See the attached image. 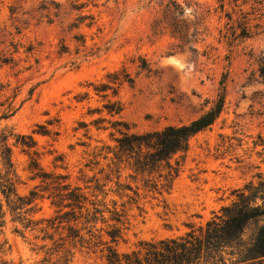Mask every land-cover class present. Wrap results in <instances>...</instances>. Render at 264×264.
I'll return each instance as SVG.
<instances>
[{
	"label": "rangeland",
	"instance_id": "1",
	"mask_svg": "<svg viewBox=\"0 0 264 264\" xmlns=\"http://www.w3.org/2000/svg\"><path fill=\"white\" fill-rule=\"evenodd\" d=\"M171 23L185 28L184 38ZM244 26L247 36L240 35ZM263 66L264 0H0V172L28 196L44 185L31 168L34 156L43 171L85 186L83 175L101 176L110 161L94 165L96 150L115 145L118 129L125 130L110 121L135 133L188 123L223 93L215 123L173 157L179 174L169 193L141 189L138 203L127 204L116 247L127 252L143 240L184 234L264 172ZM116 71L134 82L117 96L97 94L94 85ZM108 100H120L122 112L111 116ZM48 193L33 203L34 220L54 216ZM42 235L7 211L0 260L46 264L42 246L52 242ZM99 260L78 252L74 264Z\"/></svg>",
	"mask_w": 264,
	"mask_h": 264
},
{
	"label": "trees",
	"instance_id": "2",
	"mask_svg": "<svg viewBox=\"0 0 264 264\" xmlns=\"http://www.w3.org/2000/svg\"><path fill=\"white\" fill-rule=\"evenodd\" d=\"M170 28L177 38L187 34L176 23H171ZM247 34L244 26L240 35ZM141 67L148 69L147 61ZM261 75L264 77V66ZM133 82L129 73L116 71L94 85V90L103 97L117 96L122 84ZM223 106L221 93L209 110L190 122L145 133L131 132L129 125L121 120L110 121L114 128L123 126L125 130L118 129L120 135L114 137L115 145L96 150L94 165L100 164V158L110 161L100 168L101 176L84 174L85 186L66 182L67 175L43 171L34 156L31 168L44 185L39 190L33 189L28 196L19 195L12 179L0 172V225L9 211L24 228L42 233L43 240L52 242L50 246H42L46 264H74L78 252L96 255L100 259L96 264H264V172L236 189L235 199L205 224L191 226L179 236L140 241L131 251L120 252L116 247L128 224L127 204L138 203L141 189L169 193L179 174L178 163H172L173 157L188 150L191 138L215 123ZM103 107L111 116L123 110L120 100H108ZM104 120L100 117L96 122ZM29 138L35 144L33 137ZM4 145L11 165L10 148ZM47 191L56 208L55 214L34 220L33 203L44 198ZM117 198L122 200V208L118 207ZM253 223L257 227L248 236ZM0 264L4 262L0 260Z\"/></svg>",
	"mask_w": 264,
	"mask_h": 264
}]
</instances>
